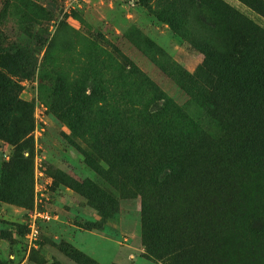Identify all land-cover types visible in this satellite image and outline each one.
<instances>
[{"label": "rangeland", "instance_id": "374dc122", "mask_svg": "<svg viewBox=\"0 0 264 264\" xmlns=\"http://www.w3.org/2000/svg\"><path fill=\"white\" fill-rule=\"evenodd\" d=\"M238 53L245 104L206 66ZM0 74V264H167L144 193L153 227L185 214L216 264H264V0H0Z\"/></svg>", "mask_w": 264, "mask_h": 264}, {"label": "trees", "instance_id": "16d2710c", "mask_svg": "<svg viewBox=\"0 0 264 264\" xmlns=\"http://www.w3.org/2000/svg\"><path fill=\"white\" fill-rule=\"evenodd\" d=\"M238 55L239 53L237 55H232L228 59L222 57L219 61H211L210 63L208 62L206 66H210L212 72L214 73V75H216V84L214 90L216 89L215 91L217 96L222 98L231 97L233 98V100L239 98V101L243 100V103L245 104L250 103V100L247 99L248 97L241 96L244 86L238 87V91L234 93L235 84L239 81V79L236 78V73L242 71L243 67V64H239V66L235 64V59L239 57ZM244 64L248 65L247 63ZM249 72L250 70H248L246 74H248ZM7 83H9V80H5L2 82V75L0 74V110L3 105H8L11 101V91L8 89ZM219 89H222L225 93H222V91H219ZM256 135L258 136L259 134ZM252 149V152H254L257 151L258 147ZM231 154L234 156L237 153L232 152ZM127 155L126 159L129 160V153ZM158 166L153 170H150L149 172L152 175L156 174V176L158 177L157 188L166 191L170 187L169 185L172 181L171 174L169 170L158 168ZM204 172H209V168L207 165H204ZM169 177L170 180L168 186L166 185L162 187L161 185H159L158 187L159 183L164 182ZM150 181L152 182V178L150 179ZM217 183L219 182L217 181ZM211 189L216 196L211 195V197H209L210 201L206 203H203V201H201V205L208 206L212 209L213 213L211 215V218L213 219L216 208L219 207L221 198L218 197L217 187ZM142 195L144 196L142 206V231L145 247L148 252H150L156 258L165 260L167 264H216L217 259L211 255V247L209 244L207 248L203 247L202 250L196 248L197 240L193 239L195 232L192 231L193 228L190 223L186 222L185 214H173L170 217L168 223L162 225L161 227H153V225L156 224V221L161 223L162 216H159L157 214L155 216L152 214L151 210L147 207V200L145 199L147 198V194L144 193ZM198 196L195 199L196 201L198 200ZM222 201L224 202L223 199ZM192 203L193 202L191 201V204ZM259 221L260 220L257 219V222ZM154 230H156V233L158 234H163L165 236V239H167L166 242L152 240L153 235L155 234Z\"/></svg>", "mask_w": 264, "mask_h": 264}, {"label": "built area", "instance_id": "2783aa9c", "mask_svg": "<svg viewBox=\"0 0 264 264\" xmlns=\"http://www.w3.org/2000/svg\"><path fill=\"white\" fill-rule=\"evenodd\" d=\"M29 218V237L34 239L38 234V223H40L41 221H47L51 217L46 212L33 211Z\"/></svg>", "mask_w": 264, "mask_h": 264}]
</instances>
